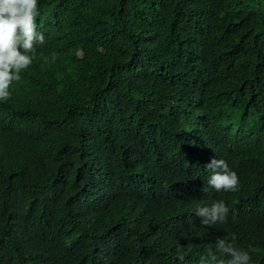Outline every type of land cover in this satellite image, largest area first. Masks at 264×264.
<instances>
[{"label":"trees","instance_id":"trees-1","mask_svg":"<svg viewBox=\"0 0 264 264\" xmlns=\"http://www.w3.org/2000/svg\"><path fill=\"white\" fill-rule=\"evenodd\" d=\"M38 3L45 43L0 102V264H200L233 234L264 264V0Z\"/></svg>","mask_w":264,"mask_h":264},{"label":"clouds","instance_id":"clouds-1","mask_svg":"<svg viewBox=\"0 0 264 264\" xmlns=\"http://www.w3.org/2000/svg\"><path fill=\"white\" fill-rule=\"evenodd\" d=\"M39 14L38 0H0V102L6 103L11 98L10 84L21 79L20 70L28 68L37 57V45L45 43L43 33L35 24ZM55 58L53 54V61ZM204 167L212 173L208 185L215 191H239V176L224 159L213 158ZM196 215L201 218L203 226H211L225 223L229 208L223 200H215L208 206L197 208ZM235 240V234L231 240L217 238L214 247L208 245L200 256V264H251L250 253H258L261 249L251 246L248 250L238 248ZM185 255L182 246L176 249L181 262ZM225 256L231 259L225 262Z\"/></svg>","mask_w":264,"mask_h":264}]
</instances>
